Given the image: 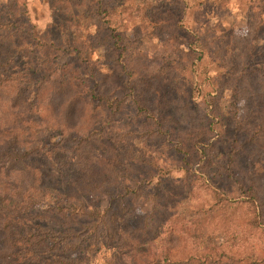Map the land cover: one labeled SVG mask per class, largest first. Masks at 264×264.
Listing matches in <instances>:
<instances>
[{
    "label": "rangeland",
    "instance_id": "374dc122",
    "mask_svg": "<svg viewBox=\"0 0 264 264\" xmlns=\"http://www.w3.org/2000/svg\"><path fill=\"white\" fill-rule=\"evenodd\" d=\"M24 1L33 43L45 49L57 37L58 41L65 42L66 33L58 35L53 27L54 20L60 18L76 39L79 36L74 43L82 49V55L72 51L67 55L61 50L56 58H51L54 64L43 71L33 65H23V58L18 55L14 58L11 69L26 73L36 69L33 77L40 72L52 76V70L57 69L55 79L43 82L39 99L34 97L37 82L31 80L27 85L29 99H34L38 115L34 117L35 123L26 124V118L16 117L18 107L9 110L5 104L9 92L0 93V150L9 147L12 154L27 153L35 147L40 151L39 157L30 156L25 161L26 166H14L13 170H26L21 184L31 179L42 187L44 183L60 179L51 174L43 177L51 170L53 173L73 170L77 176L82 170L92 171L96 172L95 180L118 179L116 185L131 182L139 173H151L154 175L152 183L163 180L167 191H160L161 197L179 201L173 204L176 220L166 223V229L174 234L165 232L155 238L156 243L163 244L170 238L175 247L192 248L196 252L209 246L211 241L219 251L230 248L231 251H226L229 255L241 253L247 239H253L255 233L250 232L246 224V206L237 202L246 199L244 193L250 182L259 192L257 186L264 189V96L255 95L253 89L264 95V76L248 86L239 79L242 55L248 48L247 40L242 37L252 34L257 24L256 17L248 12V1L212 0L214 2L204 6L187 4L178 29L173 25L175 10L180 7L176 0ZM6 3L0 0V17L5 15ZM115 17L123 30V58L118 62L109 44V22ZM193 28L201 29L202 39L213 52L218 48L214 55L221 58L206 69H198L205 80L191 97L192 104L197 103L200 108L191 106L190 120V114L179 111L171 100L191 95L188 77L178 74L175 66L188 48ZM76 63L82 73L94 71L103 95L111 98L122 95L120 111L113 113L92 100H84L79 96L82 86L69 84L76 83L73 75L61 78L64 73L61 71H73ZM116 65H123L121 75ZM263 71L264 68L261 74ZM175 82H178V90L171 89ZM95 89L97 91V86ZM135 95L141 97L149 109L147 113H154L155 118L163 109L171 113L172 118H166L165 123L161 119L166 134H155L157 126L151 119L141 123V114H136L132 101ZM211 97L212 107L209 106ZM207 111L212 115L204 116ZM191 121L199 123V127L185 130L189 129ZM189 132L199 137L195 142L212 145L207 172H203L191 156L194 146L179 144L188 139ZM181 147L182 152H177ZM32 168L36 169L33 176L28 174ZM14 179L12 176L10 181L15 183ZM169 191L173 199L167 194ZM211 191H216L227 200V205H232L212 206ZM144 192L139 194L144 195ZM236 204L240 205L236 207ZM148 208L149 205L143 207ZM0 247L4 253L5 246ZM187 252L180 250L182 255ZM108 255L109 252H97L90 263L103 264ZM30 261L40 264L35 259Z\"/></svg>",
    "mask_w": 264,
    "mask_h": 264
},
{
    "label": "trees",
    "instance_id": "16d2710c",
    "mask_svg": "<svg viewBox=\"0 0 264 264\" xmlns=\"http://www.w3.org/2000/svg\"><path fill=\"white\" fill-rule=\"evenodd\" d=\"M176 1L180 5L174 13L173 25L177 29L180 28V19L183 18L187 4L204 6L206 3L214 2L212 0ZM247 1L248 12L256 17L257 23L252 34L246 33L242 37L247 40L248 48L242 55L239 79H243L248 86L252 85L255 79L264 76V71L261 74L264 68V0ZM6 2L5 15L0 17V93L4 90L8 91L10 96L5 103L6 107L13 110L14 106H17L16 117L26 118V124H32L35 123L34 117L38 115L35 111L34 99H29L27 85L31 80L37 82L34 97L39 99V92L44 86L42 84L55 79L54 73L57 69L52 70V76L40 72L37 77H33L36 69L28 73L12 70L14 58L18 55V58H23V65H33L43 71L51 63L54 64L51 58H56L61 50L67 55L72 52L82 55V49L74 43L80 38L77 36L76 39L74 33L68 31L70 27L66 26L64 20L56 18L53 24L54 31L58 35L66 33L67 39L62 42L58 41L57 37L51 40L50 47L44 49L30 39L32 34L29 31L26 2L24 0H6ZM109 25L111 28L109 44L111 51L116 53L118 62L123 58V30L120 29L121 25L116 17L111 18ZM191 32L188 48L182 52L181 59L175 66L178 74H185L188 77L186 79L191 86L188 88L191 95L178 101L171 100L179 111L185 115L190 114L188 115L190 120L191 106L200 108L197 103L192 104L191 97L194 90L200 88L205 80L198 73V69L200 67L206 69L210 63L221 58L219 55H214L218 48L213 52L207 41L202 39L201 29L193 28ZM112 62L114 64V60ZM115 67L120 69L119 75H121L123 65ZM61 72H64L61 75L62 79L73 75L72 78L76 83L69 84L82 86L79 96L84 100H92L95 105L99 104L101 108L109 109L113 113L122 109V95L112 98L103 95L104 91L99 89L100 84L95 79L94 71L82 73L80 65L77 64L73 71L67 72L63 69ZM214 76L216 77V74ZM92 80H95L94 83H91ZM171 89L178 90V82H175ZM253 89L255 95L264 96L262 92L257 93L258 89ZM210 100L209 106L212 107L213 98L211 97ZM132 101L136 114H141V123L151 119L157 126L154 129L155 134H166L161 126V119L165 123L166 118H172L170 112L163 109L155 118L154 113H147L149 109L142 103L139 95H135ZM207 112L204 116L212 115L211 111ZM196 127H199V123L191 121L189 129L185 130L189 131ZM172 130L177 129L172 127ZM186 137L188 139L179 144L182 147L185 144L190 146L192 144L194 150L191 156L195 157L194 161L199 164L203 172H207L211 157L209 146L212 145L208 143L205 146L201 145V142H195L199 137L192 132L187 133ZM182 147L177 148L176 151L182 152ZM30 156L37 158L40 156V151L35 147L27 153L16 151L12 154L9 147L0 150V245L5 246L4 253L0 247V255L2 254L0 264H31L30 260L34 259L40 264H91L90 258L100 251L109 252L103 264H264V189L257 186L260 193L254 183H249L244 193L246 199L237 202L246 206L248 214L246 224L250 232L255 233L253 239H247L246 248L232 256L226 252L231 251L230 248H225L222 252L209 241V246L195 252L191 250L192 248L175 247L170 238H167L163 244L155 242V238L164 235L165 232L174 234V231L166 229V223L171 219L176 220L173 204L179 202H173L166 196L161 197L160 191H167L162 179L152 183L154 175L139 173L131 182L116 185L118 179L112 182L95 180L96 172L92 171L82 170L81 175L77 176L72 172L73 170L66 173H53L51 170V173H46L43 177L51 174L60 176V179L53 183H44L42 187L37 186V183L31 179L29 183L21 184L23 172L26 170L24 168L13 170V168L16 165L26 166L25 161ZM32 169L33 171L28 172L31 176L36 170ZM37 172L42 174L41 171ZM12 176H15V183L10 181ZM147 190L150 192H144ZM140 192H144V195L139 194ZM167 194L173 199L170 191ZM211 194L214 200L212 206L232 205L231 203L227 205V200L221 198L216 191H211ZM41 201L45 205L40 206L43 204ZM147 205L149 208L143 209ZM238 205L240 204H236V207ZM180 250L188 252L182 255Z\"/></svg>",
    "mask_w": 264,
    "mask_h": 264
}]
</instances>
